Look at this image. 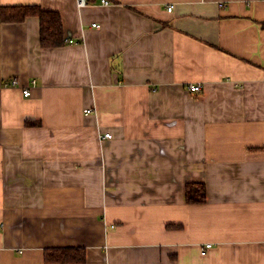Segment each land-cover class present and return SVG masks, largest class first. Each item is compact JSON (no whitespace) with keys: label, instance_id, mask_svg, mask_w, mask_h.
<instances>
[{"label":"crops","instance_id":"obj_1","mask_svg":"<svg viewBox=\"0 0 264 264\" xmlns=\"http://www.w3.org/2000/svg\"><path fill=\"white\" fill-rule=\"evenodd\" d=\"M77 1L0 0V264H264V0Z\"/></svg>","mask_w":264,"mask_h":264},{"label":"trees","instance_id":"obj_2","mask_svg":"<svg viewBox=\"0 0 264 264\" xmlns=\"http://www.w3.org/2000/svg\"><path fill=\"white\" fill-rule=\"evenodd\" d=\"M30 15L40 18L43 47L60 46L65 43L63 21L57 11L45 10L37 4L1 7L2 20L19 21ZM185 197L188 203L205 202L207 198L206 184L204 182H187ZM84 259V248L52 247L45 250V261L49 263H74Z\"/></svg>","mask_w":264,"mask_h":264},{"label":"built area","instance_id":"obj_3","mask_svg":"<svg viewBox=\"0 0 264 264\" xmlns=\"http://www.w3.org/2000/svg\"><path fill=\"white\" fill-rule=\"evenodd\" d=\"M104 3H108V0H102ZM77 3H78V6L79 7H82V6H85L87 3H88V0H78L77 1ZM171 8H172V6H170L169 7V10H171ZM16 81H14V83H15ZM201 88V85H199V84H192V85H190V89L191 90H199ZM24 94L25 95H30L31 94V90L30 89H25L24 90ZM87 112L88 111H91V109H87L86 110ZM104 137H107V138H111L112 137V133L111 132H105L104 133ZM211 246V244L209 243V244H207V246H206V248H205V250L208 248V247H210Z\"/></svg>","mask_w":264,"mask_h":264},{"label":"bare ground","instance_id":"obj_4","mask_svg":"<svg viewBox=\"0 0 264 264\" xmlns=\"http://www.w3.org/2000/svg\"><path fill=\"white\" fill-rule=\"evenodd\" d=\"M88 2H89V0H88ZM171 9H172V8H171ZM94 25H98V24L94 23ZM73 41H74V40L70 39V42H73ZM14 81H16V82L14 83ZM17 83H18V81L16 80V78H14V79H12V80L10 81L9 84H17ZM199 85H201V84H199ZM201 87H202V85H201ZM27 88L31 90V94H32V88L29 87V86H27L26 88L23 89V93H24V90L27 89ZM200 89H201V88H200ZM31 94H30V95H31ZM24 95H25V94H24ZM30 95H25V96H30ZM208 244H209V243H208ZM210 244H211V243H210ZM206 246H207V244H206L205 246H203V250H202L203 253H206L207 250L212 246V244H211L210 247H208V248L205 250Z\"/></svg>","mask_w":264,"mask_h":264},{"label":"rangeland","instance_id":"obj_5","mask_svg":"<svg viewBox=\"0 0 264 264\" xmlns=\"http://www.w3.org/2000/svg\"><path fill=\"white\" fill-rule=\"evenodd\" d=\"M208 244V243H207ZM206 245V244H205ZM205 245H203V246H205ZM202 250H203V247H202Z\"/></svg>","mask_w":264,"mask_h":264}]
</instances>
